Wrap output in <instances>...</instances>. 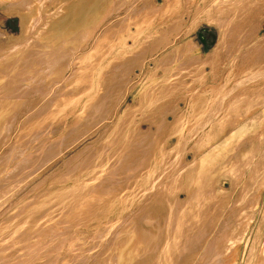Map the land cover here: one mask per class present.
Returning a JSON list of instances; mask_svg holds the SVG:
<instances>
[{
	"label": "rangeland",
	"instance_id": "1",
	"mask_svg": "<svg viewBox=\"0 0 264 264\" xmlns=\"http://www.w3.org/2000/svg\"><path fill=\"white\" fill-rule=\"evenodd\" d=\"M240 1L69 0L65 7L43 0L36 26L42 30L46 23L68 28L105 10L98 44L73 65V57L56 55L85 52L77 33H49L47 49L22 16L31 0H0V49L21 60L7 61L12 52L0 57V256L7 257L0 264H126L128 258L159 264L180 215L193 225L185 232L209 239L219 218L248 211L264 177V57L256 64L252 45L264 21L227 54L222 35ZM252 1L260 12L261 3ZM130 8L134 13L124 16ZM73 10L76 16L66 15ZM186 43L215 58L193 77L181 76L180 90L177 83L171 89L166 80L174 69L161 67L162 59ZM42 50L54 52L56 63L36 83L47 64L33 56ZM50 80L59 83L56 92L40 98L38 87ZM27 155L31 175L16 161ZM261 197L235 264H254L253 245L264 228ZM197 208L203 215L194 227ZM144 235L149 244H141Z\"/></svg>",
	"mask_w": 264,
	"mask_h": 264
},
{
	"label": "bare ground",
	"instance_id": "2",
	"mask_svg": "<svg viewBox=\"0 0 264 264\" xmlns=\"http://www.w3.org/2000/svg\"><path fill=\"white\" fill-rule=\"evenodd\" d=\"M43 0H31L30 3H24V9H23V19L26 23V25L32 30V34L35 37V40L38 43H43L42 46L47 49H52V46L49 45V43H45L49 41V33L57 34L60 31H65L67 34L71 33H77L79 40L83 41L84 44L80 45V48H86L85 52L80 53L77 49L75 52H64L63 54L56 55V59L62 56L63 58L66 57H73V65H75L77 62L82 60L84 55H87L89 51L98 44V37H97V28L101 24L100 19L105 10L100 7L96 8L91 15V17H86L85 19H82L78 22H72L73 24L69 26L68 28L65 25L64 29H58V26L56 24L53 25L52 23H46V26L44 30L38 29L36 26L39 24V17L42 14V10H40V6ZM80 2L82 0H79ZM128 4L131 0H124ZM169 0H165V2H168ZM229 0H217L218 4H227ZM62 4H64L65 7L69 6V0H60ZM241 3L238 4L237 7H235L233 13H232V19L228 22L225 31L222 35V47L223 49H226V53L231 52V46L233 47V50L239 51L242 43H240L241 36H246L245 39H252L253 34L259 30L261 27L262 22L264 21V0H253L252 2L261 3L259 5L260 12L255 9V7L250 6V0H241ZM112 5L111 2L109 4ZM80 6L81 5H77ZM113 6V5H112ZM161 7L153 6V9L158 10ZM134 9L130 8L125 13L124 16L127 15L129 17ZM78 12L75 10L68 12L66 15L68 16H76ZM47 16L52 15V13H46ZM81 15L89 16L87 12H84L81 10ZM96 21V23H94ZM124 22V21H123ZM123 22L115 25L113 30H116L117 28L121 27L123 25ZM69 24V23H68ZM96 28V29H95ZM34 31V32H33ZM53 39H60L61 37L55 35L52 36ZM29 39V37H28ZM67 43H64V46ZM253 50L256 55V64H259L262 57H264V34H261L257 39L253 42ZM200 47L198 44L193 43H186L183 47H179L177 50H175L170 56L164 57L162 60L161 67H171L174 70H170V77L166 80L168 81V86L172 89L173 86L177 83L179 85L181 82L180 77L183 75H188L193 77L194 75L198 74L199 71L202 70V66L205 64H211L215 58L214 54L208 53L206 55H203L200 51ZM0 52H3V54L0 55V57H12L8 58L7 61L13 60L14 63L20 62L21 60H15L18 59L20 55H18V52L16 51H2L0 49ZM6 52H12L11 55L6 54ZM54 52L50 51H39L34 53V58L38 60H42V63L44 62L47 65H43L40 72H42V76H40L41 80L36 81V83H43V80L46 78V75L44 74V69L46 67L52 66L56 63V61H50L51 56ZM207 53V52H206ZM80 55V56H79ZM139 59L138 57H135L134 60ZM34 62V59H32ZM36 63V62H35ZM117 69L126 70L128 66L123 67L122 65H119L116 67ZM121 77V76H120ZM68 78H66L64 81H66ZM122 83L126 80L125 77L119 78ZM4 80L0 79V83H2ZM48 82H52L53 84L48 87H38V95L40 98L45 97L49 98L51 97L55 92L56 88L59 83H55L56 81L50 80ZM127 83V81H126ZM65 85V84H63ZM128 84L126 85L124 92L122 93V97L125 96V94L128 92ZM181 84L179 86V90L181 88ZM27 90H33L34 87H27ZM114 85L110 87V90L113 91ZM4 91V90H3ZM0 90V95H2L4 92ZM2 106V103L0 102V107ZM164 126V125H162ZM161 127V126H160ZM160 129V128H159ZM159 131V130H158ZM46 143V142H45ZM39 149V148H38ZM6 156V153L2 155V157ZM31 155H27L25 158L16 160L21 167V171L23 168L26 169L25 173H30V175L33 173L31 169L28 168V161L30 160ZM3 164H6L4 162ZM2 168V167H1ZM7 168V167H6ZM28 168V170H27ZM8 169V168H7ZM5 171V170H4ZM20 171V172H21ZM30 177V176H29ZM28 177V178H29ZM198 182H201V180H198ZM197 182V183H198ZM23 183V182H22ZM200 184V183H199ZM198 188V187H197ZM202 188H199L196 190V192H200ZM264 192V177L262 181L260 182L257 190H256V198L251 199L248 204L247 208L248 211H246L245 214H242L241 212L239 214H227L226 217L223 219H220L218 226L215 230H211V238H204L200 239L199 237H195V233L192 231L185 232V227L192 228V224H187V215L188 214H182L174 223L172 229L176 232V238L173 240V245L166 247L161 255L159 264H235L237 261V251L238 246L240 244V240L242 239L243 235L245 234L248 227L251 225L253 219L255 218V214L257 212V208L260 204V199L262 198V193ZM198 199V195L195 197V201ZM188 203H186L187 205ZM191 205V203L188 205V207ZM198 213L194 215L195 226L197 227L201 223V210L197 208ZM180 214V213H179ZM216 224V223H215ZM214 224V226H215ZM264 227V226H263ZM201 235H203L204 230H200ZM136 242V240H135ZM134 242V244H135ZM150 239L149 236L144 235V238H142L141 244H149ZM6 249L10 248L11 246L9 244H6L4 246ZM25 248V247H24ZM149 246L144 247V253L146 250H149ZM36 249V248H35ZM254 250V264H264V228L260 229V231L257 233L256 241L253 245ZM36 251V250H35ZM148 253V252H147ZM120 254L118 256L116 255V260L119 259ZM144 256V255H143ZM149 257V255H148ZM2 259H6V256H0ZM29 258V257H28ZM129 260V258H128ZM125 261L126 264H135L132 262V260ZM97 264V262L95 263ZM110 264H119V262L116 263H110ZM137 264H144V262L141 260H137Z\"/></svg>",
	"mask_w": 264,
	"mask_h": 264
},
{
	"label": "crops",
	"instance_id": "3",
	"mask_svg": "<svg viewBox=\"0 0 264 264\" xmlns=\"http://www.w3.org/2000/svg\"><path fill=\"white\" fill-rule=\"evenodd\" d=\"M203 33V36H204V33L206 34L205 36H208V34H209V31H204V32H202ZM205 38V37H204Z\"/></svg>",
	"mask_w": 264,
	"mask_h": 264
}]
</instances>
